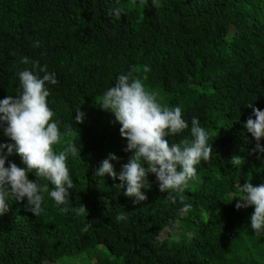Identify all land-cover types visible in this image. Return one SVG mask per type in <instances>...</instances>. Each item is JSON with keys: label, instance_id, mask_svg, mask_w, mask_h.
<instances>
[{"label": "trees", "instance_id": "trees-1", "mask_svg": "<svg viewBox=\"0 0 264 264\" xmlns=\"http://www.w3.org/2000/svg\"><path fill=\"white\" fill-rule=\"evenodd\" d=\"M37 61L58 81L46 84L53 120L62 134L72 129L54 149L75 143L81 158L67 157L75 185L67 213L48 194L37 216L27 198L7 200L0 264H58L90 253L107 254L108 264H264V231L250 226L254 208L235 207L239 186L264 184V153H253L256 141L244 126L255 119L249 104L264 111V0H0V101L20 94L19 71L43 77L33 68ZM133 67L158 101L181 107L189 123L169 143L190 138L192 117L209 133L213 153L196 166L183 202L167 199L176 194L160 192L152 174L139 204L114 187L119 179L95 175L114 155L118 177L132 156L97 98ZM6 127L0 122V144L13 143ZM234 156L241 165H231ZM10 163L25 167L15 152L5 167ZM28 179L53 189L33 173ZM79 204L87 216L72 211ZM119 214L126 218L117 220Z\"/></svg>", "mask_w": 264, "mask_h": 264}, {"label": "clouds", "instance_id": "clouds-1", "mask_svg": "<svg viewBox=\"0 0 264 264\" xmlns=\"http://www.w3.org/2000/svg\"><path fill=\"white\" fill-rule=\"evenodd\" d=\"M115 12L118 16L119 10ZM21 62L29 64L30 61L24 57ZM33 68L44 73L43 77L28 69L19 71L20 94L15 98L9 95L0 101V122L7 124L5 135L13 142L0 144V216L10 212L9 198L17 202L27 198L28 210L35 216L40 215L44 211L42 204L45 194L58 206H64L60 207V211L67 213L69 189L75 186L66 161L69 154L80 157V150L75 143H68L58 154L54 149L61 142L62 135H70L72 131L70 128L61 133L58 122L53 120L54 112L48 106L50 92L46 84L55 85L58 81L54 73L47 71V65L41 67L37 61L33 62ZM137 71L133 67L129 72L120 74L115 85L97 98V106L102 111L110 112L121 126L120 135L127 141L125 151L132 153V156L118 177L110 162L117 159L114 155L102 162L95 175L119 179L120 184L114 187L126 188L124 195L134 197V203L139 204L147 200L141 190L151 188L148 176L152 174L156 177L160 192L176 194L168 195L167 199L175 202L178 196L183 202V193L189 182L197 179L196 166L202 160L208 161L213 153L212 144L208 143L209 133L201 127L198 118L192 117L190 138H185L181 143H169L168 137L183 133L189 129V123L183 119L181 107L162 105L158 101V93L146 88ZM143 71L148 72L150 68L144 66ZM248 108H252L255 117H249L244 125L256 141L253 153H264V146L260 144L264 138V111L254 108L252 104ZM83 119L84 114L79 108L75 122L81 124ZM13 152L21 157L24 168L15 163L5 167ZM243 160L240 156H234L230 163L239 166ZM29 173L50 182L53 189L50 190L48 183L41 184L37 179L30 181ZM239 190L243 195L235 207L237 210L254 208L250 226L259 234L264 231V184L254 187L249 181L239 186ZM190 208L191 204H187L182 211L187 212ZM72 211L77 215H88L83 204ZM125 218L124 214L117 216V220ZM89 226L82 230L86 232Z\"/></svg>", "mask_w": 264, "mask_h": 264}, {"label": "rangeland", "instance_id": "rangeland-1", "mask_svg": "<svg viewBox=\"0 0 264 264\" xmlns=\"http://www.w3.org/2000/svg\"><path fill=\"white\" fill-rule=\"evenodd\" d=\"M109 262L110 259L108 258L107 254L97 257L96 254L90 253L84 255H75L72 257H65L58 264H108Z\"/></svg>", "mask_w": 264, "mask_h": 264}]
</instances>
